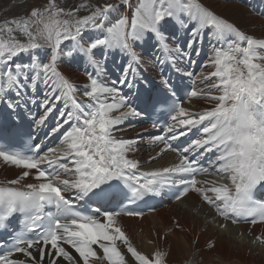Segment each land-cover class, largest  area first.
<instances>
[{"label":"snow or ice","instance_id":"6c2138e0","mask_svg":"<svg viewBox=\"0 0 264 264\" xmlns=\"http://www.w3.org/2000/svg\"><path fill=\"white\" fill-rule=\"evenodd\" d=\"M123 3L128 6L130 0ZM119 7H67L61 0H46L26 14L0 20V102L15 110L19 104L6 97L43 92L41 112L27 133L33 142L0 146V161L19 170L16 178L0 182V233H9L0 240V264H167V251L138 250L120 222L124 215L142 217V212L106 208V203L159 196L165 188L178 190L177 201L190 192L198 195L214 219H223L221 229L228 221L264 224V199L256 196L264 190V36L247 34L202 0H137L131 16L113 21ZM82 9L87 13L80 15ZM169 20L188 34L187 49L208 35L211 55L205 67L211 71L192 79V72L176 67L191 53L181 48L178 36L168 42L161 28ZM149 37L160 52L153 56L160 82L151 95L133 100L132 90L148 63L136 46ZM97 50L101 59L108 51L127 58L116 81H104L106 69ZM65 57H81L93 68L86 72V84L77 85L60 71ZM166 64L192 80L194 86L182 93L185 98L210 106L200 111L185 107L164 72ZM145 113L168 121L166 135L150 143L162 146L158 156L176 152L177 163L141 170L129 156L136 141L115 135L119 125ZM33 129L36 134L44 129V137L56 138L61 147L34 142ZM189 133L197 135L173 147ZM210 169L228 183L197 179L211 175ZM13 219L17 228L11 227ZM256 240L264 243V236Z\"/></svg>","mask_w":264,"mask_h":264},{"label":"bare ground","instance_id":"6f19581e","mask_svg":"<svg viewBox=\"0 0 264 264\" xmlns=\"http://www.w3.org/2000/svg\"><path fill=\"white\" fill-rule=\"evenodd\" d=\"M121 1L123 2V0ZM45 2L46 0H0V20L26 14L33 6L43 5ZM61 2L67 7L76 6L74 0H61ZM136 3L137 0H130V5L126 6L125 13L128 16L132 14L131 6ZM202 3L235 23L247 34L256 37L264 36V0H202ZM124 7L125 5H120L115 14L111 16L113 21L123 14ZM161 31L169 37L170 44L178 36L181 48L191 53L188 59L176 65L182 69V72H192V79H195L202 71L207 73L212 70L205 67L207 59L211 55L207 34L204 35L201 43L194 45L193 49H187L185 45L188 34L175 21H167ZM85 35L87 36V34ZM149 49L152 52H149ZM136 50L148 63L142 66L145 69L140 73L142 79L137 80L136 87L132 90L133 100H136L137 97L148 96V92L159 85L161 71L160 66L153 60V56H160L154 39L149 37L146 43L138 44ZM196 50L199 51V55L195 54ZM96 58L101 59V51L96 52ZM23 59L27 58L23 57ZM126 59L123 54L114 51H108L101 59V63L106 69L103 77L106 83L118 79ZM60 71L73 83L84 85L87 83L86 72L93 71V68L81 57H68L67 60L61 62ZM164 72L170 78V83L175 89H178L184 81L192 84V80L177 73L167 64L164 66ZM117 86L121 87L126 95L130 94L126 87ZM195 86L203 87L198 83ZM42 88L43 86H41ZM83 90L82 87L78 89V95L81 98H83ZM5 99L14 100L19 104V107L12 110L5 103L0 102V126L5 125L6 121L10 123L11 120L22 123L21 116H24L26 123L30 125L31 121L41 112L38 103L43 99V92L41 90L38 94L25 93L24 96L18 98L12 94ZM30 100H35L37 103H30ZM184 106L193 111H200L210 105L207 101L199 98H188L184 101ZM44 131L41 129L39 134L35 133L38 141L44 145L43 147H61L56 138L46 139ZM115 135L119 138L136 141V151L129 153V156L140 162L141 170L166 167L179 160L178 154L173 151H168L164 157L158 156L162 146L154 145L150 141L156 135H166V132H161L159 128L153 129L147 122L146 113L143 118H133L119 125ZM192 135L196 137L197 134L189 133L181 139ZM175 144L176 142H173V146ZM188 155L191 158L192 154L188 153ZM151 157H157V159L151 160ZM209 171L212 173L211 175L200 174L197 179L228 183L227 178L216 175L211 169ZM18 174L19 170L14 166L6 165L0 161V182L14 179ZM157 204L156 211L150 214L142 217L124 215L120 218L126 233L138 250L146 254L157 248L165 250L169 253L167 264H264V243L256 240L258 235L264 236V224H232L228 221L227 229H221L218 225L224 223L223 219L220 217L214 219L213 210L198 195L191 192L177 202H170L167 198L159 197ZM177 223L180 225L179 228L176 227ZM209 241L214 242V246L210 247Z\"/></svg>","mask_w":264,"mask_h":264},{"label":"rangeland","instance_id":"374dc122","mask_svg":"<svg viewBox=\"0 0 264 264\" xmlns=\"http://www.w3.org/2000/svg\"><path fill=\"white\" fill-rule=\"evenodd\" d=\"M75 2V5H79L81 3H87L89 5V8H91L92 6L94 5H97V4H103V3H113V4H120V5H125L121 0H113V1H110V0H74ZM242 3V2H241ZM135 5H132L131 7L134 8ZM125 10H126V6L123 8V14L121 15H127L125 13ZM87 13V10L85 9H82L81 12H80V15H84ZM85 43H87V40H85ZM98 51V50H97ZM149 52H152V50H148ZM155 53V52H154ZM68 57H65L64 60H67ZM65 62V61H64ZM165 154L161 155V157H164Z\"/></svg>","mask_w":264,"mask_h":264}]
</instances>
